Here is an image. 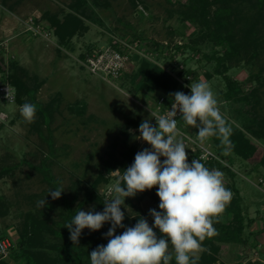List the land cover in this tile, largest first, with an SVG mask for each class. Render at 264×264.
I'll use <instances>...</instances> for the list:
<instances>
[{"label": "rangeland", "instance_id": "obj_1", "mask_svg": "<svg viewBox=\"0 0 264 264\" xmlns=\"http://www.w3.org/2000/svg\"><path fill=\"white\" fill-rule=\"evenodd\" d=\"M75 1L0 0L7 17L15 22L14 26L6 24L5 38L11 40L16 36L4 47H0L4 65H10V61L18 63L25 71L22 79L27 84L28 80L30 85L33 83V77L46 80L44 86L32 97L33 100H30L37 108L32 123L23 119L19 105L2 101L0 94V212L3 213L0 216V239L13 244L11 247L19 242V232L29 213L38 216L40 223L61 232L66 228L63 219L66 213H72L74 217L79 209L103 211L104 201L114 195L109 192V188L116 177L110 172L116 169L123 171L120 166L112 167L113 163L111 166L108 164L121 161L120 152L126 129L137 143V152L151 148L142 139H138L139 125L147 119L155 126L150 110H153L160 94L136 92L141 76L133 87L127 78L139 71L142 60L173 78L190 77L191 83L206 81L226 119L229 109L238 108L224 100L225 85L221 76L212 74L209 80L205 77L207 72L212 73L213 68L201 53L174 51V46L189 43L195 35L190 24H180L173 19L167 21L166 11L177 8L176 5L170 6L167 0H84L85 6L75 13L71 11ZM132 1H135L137 9L132 7ZM171 2L185 4L187 1ZM81 12H85L86 16H82ZM66 14L78 16L87 30L77 31L69 46L60 49L51 24L55 18L62 21ZM258 21L256 36L260 37L261 46L257 48L254 57L246 56L248 60L234 64L228 76L243 84L251 74L260 75L258 81L244 84L242 91L249 94L256 90L251 101L258 103L256 113L261 119L264 118V18L260 17ZM31 24L39 27L37 30L42 33L32 36L26 32ZM172 29L178 34L171 35ZM134 35L141 38L133 42L131 39ZM110 40L122 43L132 41L138 45L136 53L129 56L119 78L112 82L90 75L81 67L80 58L89 50L92 52L110 46ZM55 96L60 101L52 109ZM42 107L51 116L42 117ZM249 108L245 106L253 116L254 111H249ZM243 132L251 140L256 152L245 162H235L233 170L236 178L233 183L242 199L244 219H249L251 223L243 235V245L216 243L217 252L212 264H264V166L254 171L258 162L264 159V140H257ZM181 138L178 136V139ZM188 138L183 142L188 162L191 163L193 148L187 142ZM133 140L129 143L132 144ZM163 159L161 157V161ZM233 183L224 174L225 187ZM55 187L64 189L59 199L53 200L50 195H44ZM156 192L157 187H154L137 193L135 197L125 198V205L121 209L125 213L123 222L134 226L143 217L150 226L153 225L149 210L160 211ZM44 198L47 205L43 211L37 207V202ZM65 201L70 204V211L62 209ZM231 219L232 216H220L224 224L231 222ZM108 224L106 222L100 230L104 231ZM154 230L159 236V230ZM46 232L44 235L48 237V245L53 247L57 239ZM85 233H91V230L85 228L81 234L84 236ZM54 251L51 249L48 253L55 254ZM169 252L175 259L171 245Z\"/></svg>", "mask_w": 264, "mask_h": 264}, {"label": "trees", "instance_id": "obj_2", "mask_svg": "<svg viewBox=\"0 0 264 264\" xmlns=\"http://www.w3.org/2000/svg\"><path fill=\"white\" fill-rule=\"evenodd\" d=\"M186 1L185 4L180 2L172 3L171 0L166 1L172 7L177 6V8L166 11L167 21L173 19L180 24L188 23L195 31V35L190 39L189 43L174 46V51L178 53L186 52L188 54L201 53L202 57L208 63L212 64L213 68L212 73L207 72L205 77L209 80L212 74L221 76L225 85V91L223 93L224 100L238 107L232 110L229 109L227 112V121L232 128V134L230 136L232 144L231 151L225 155V146L222 145L218 137L213 136L207 142L217 156V160H210L204 163L209 169H218L223 172L233 183L236 178V172L233 170L235 162H245L251 159L256 152L250 143L251 140L247 138L243 131L249 133L252 138L264 140V118L260 119L259 114L256 113L258 110L256 108L259 106L258 103L251 101L255 97L256 90L249 94H245L242 91L244 84L258 81L260 75L251 74L249 79L241 84L233 81L228 76V72L234 64H239L242 60H248L246 56L250 58L254 57L257 48L261 46L260 37L258 38L256 34L258 33V20L260 17L264 18V0ZM131 5L134 8L137 7L135 1H132ZM84 6V0H76L71 11L77 13L79 8ZM81 14L84 17L86 16L85 12H81ZM64 16L62 21L55 18L53 19V25L51 24L58 44L57 46L60 49L69 46L71 39L77 31L87 30L85 24L78 16L72 14H66ZM170 33L171 35L178 34L175 29L170 30ZM140 38V36L134 35L131 40L136 42ZM110 42L112 41L110 40ZM87 53L89 54L91 51L89 50ZM87 53L81 55V60L85 57L83 55ZM22 76H25V71L19 67L18 63L10 61V65L5 66L2 60H0V86L1 82H4L12 89L15 98L13 104L19 106L25 102L31 103L32 101L30 100H33L32 97L46 83L45 79L39 80V78L33 77L31 80L33 83L30 85V81L28 80L27 84L26 80H23L24 78L22 79ZM139 76H141V81L137 86L136 92L158 93L160 94L159 97L164 98L165 106L170 105L174 101L171 94L179 91V84L171 75L142 60L139 71L127 76L132 83L131 87L134 86ZM58 101L55 96L52 99V107ZM251 102L255 104L251 105ZM246 105L250 107L249 111H254L253 116L245 109ZM42 108L44 114L42 113L41 115L46 118L49 112L44 107ZM52 109L55 108L53 107ZM179 127L191 137L197 138L198 130L186 125L182 119L179 121ZM131 140L133 138L128 134L126 129L123 140L124 145L120 152V156L122 157L121 161H111L108 164L109 166L113 163L112 167L120 166L125 170L133 163L138 147L134 140L132 144L129 143ZM259 166H264V159L258 162L254 171ZM108 170H110L109 167ZM54 185L52 183V187ZM226 188L232 193V198L226 205L225 211L221 216H232L231 222L224 224L221 222L220 217L218 221H214V228L217 234L211 238H206L202 242V248L204 250L200 258L196 261V264L214 263V254L217 252L216 243L244 244L243 235L251 221L244 219L242 199L234 183ZM45 194H49V191ZM65 203L62 209L66 210V212L68 210L70 211V204L68 201H65ZM49 206L52 207L50 203ZM45 208L46 206L42 210L44 211ZM2 214L0 212V216ZM37 218L38 216L36 217L30 213L27 214L25 222L22 224V229L19 232V242L14 247L10 246L8 258L0 260V264H90L89 253L96 249L97 246L108 243V238L105 237V233L111 227L110 222L103 229L104 231H91V233H85L84 236L81 234L79 243L74 245L69 239L70 233L67 228L61 232L55 231L47 227L45 223H40ZM72 218V213H66L63 219L67 224L71 222ZM123 224L125 227H132L129 223L126 224L123 222ZM124 230L117 228L116 234H122ZM46 231L49 232V236L51 235L53 239H57H55L56 245L53 247L48 245V237H45L47 234ZM45 232L46 234L44 235ZM50 248L55 250V254L48 253V250H51ZM175 263L176 261L173 258L170 264Z\"/></svg>", "mask_w": 264, "mask_h": 264}, {"label": "clouds", "instance_id": "obj_3", "mask_svg": "<svg viewBox=\"0 0 264 264\" xmlns=\"http://www.w3.org/2000/svg\"><path fill=\"white\" fill-rule=\"evenodd\" d=\"M189 87L190 94L180 91L171 94L174 98L171 109L166 115L154 117L155 126L147 119L141 122L138 139L151 148L137 152L134 162L122 172L120 169L110 172L116 177L109 188L114 195L104 201L103 211L79 209L65 225L75 245L85 228L98 231L110 222L111 227L105 233L108 243L89 253L90 264H170L173 256L169 245L176 264H196L203 251L202 242L217 234L214 221L225 211L232 193L224 185L223 172L209 169L199 159L188 162L186 146L178 139L176 116L179 113L186 125L198 130L197 139L202 144L218 137L225 146V155L232 148V128L206 81L191 83ZM36 111V105L31 103L20 106V114L27 123L34 122ZM154 187L160 201V211L149 210L154 224L150 226L141 217L134 226L125 227V213L121 210L125 198ZM63 191V187H57L49 190L48 195L56 200ZM46 205L45 198L37 202L41 209ZM117 228L125 230L117 235ZM154 229L159 230V236Z\"/></svg>", "mask_w": 264, "mask_h": 264}, {"label": "built area", "instance_id": "obj_4", "mask_svg": "<svg viewBox=\"0 0 264 264\" xmlns=\"http://www.w3.org/2000/svg\"><path fill=\"white\" fill-rule=\"evenodd\" d=\"M38 28L39 27L36 28L35 25L31 24V26L28 25L26 32L31 33L32 36H38L42 33L40 30H37ZM43 36L45 38L48 37L44 32ZM137 48L138 45H134L132 42H112L110 46L93 50L91 53L85 55L84 59L81 60V67L88 71L90 75L99 76L108 82H112L119 78L120 74L126 67L129 56L135 54ZM174 78L179 84V91L184 92L185 94H190V77L175 76ZM0 94L2 95L4 102L14 103V93L8 85L4 84L0 86ZM172 103L165 106V100L161 96L156 100L153 110H150L151 118L155 125L156 121L154 117L166 115L170 111ZM176 119L177 127L180 132L179 137H182V140L189 137L187 142L193 148L192 160L199 159L202 163H206L210 160H217V156L212 151L211 146L207 141L202 144L197 138L191 137L179 127V121L181 120L179 113H177ZM259 182H262V180H259ZM9 248L10 243L7 240L0 239V260L8 258Z\"/></svg>", "mask_w": 264, "mask_h": 264}, {"label": "crops", "instance_id": "obj_5", "mask_svg": "<svg viewBox=\"0 0 264 264\" xmlns=\"http://www.w3.org/2000/svg\"><path fill=\"white\" fill-rule=\"evenodd\" d=\"M6 24H9L10 26L11 25L14 26L15 22H13V20L10 17H7L4 9L2 8V6L0 4V47H4L6 45V43L10 40V39L7 40L5 38V34H6L5 26H6ZM15 38H16V36L12 39H15ZM1 54H3V53H0V60H2V62H4L3 59H1L2 58ZM3 64H5V63H3ZM4 69H5V67H4ZM10 246H13V244H10Z\"/></svg>", "mask_w": 264, "mask_h": 264}, {"label": "water", "instance_id": "obj_6", "mask_svg": "<svg viewBox=\"0 0 264 264\" xmlns=\"http://www.w3.org/2000/svg\"><path fill=\"white\" fill-rule=\"evenodd\" d=\"M135 59H137V57H135Z\"/></svg>", "mask_w": 264, "mask_h": 264}]
</instances>
